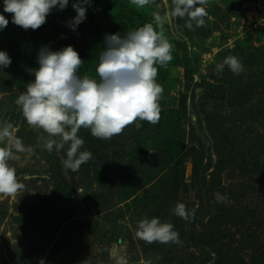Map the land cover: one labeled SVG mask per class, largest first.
<instances>
[{
	"label": "rangeland",
	"instance_id": "rangeland-1",
	"mask_svg": "<svg viewBox=\"0 0 264 264\" xmlns=\"http://www.w3.org/2000/svg\"><path fill=\"white\" fill-rule=\"evenodd\" d=\"M68 0L36 30L12 23L0 29V141L23 189L0 194V264H264V0H208L204 26L189 29L173 16V0L137 8L130 0H88L85 19ZM154 13L162 19L157 25ZM151 23L172 45V60L158 68L164 92L156 124L138 121L110 140L81 128L80 152L92 158L71 171L68 145L49 153L47 133L26 122L19 95L34 80L41 48L71 45L78 74L99 79L105 36H122ZM238 58L234 74L226 57ZM52 139L59 140V137ZM24 149L18 151L16 142ZM219 194V200L216 195ZM183 203L194 217L173 209ZM171 223L180 244L147 243L137 222Z\"/></svg>",
	"mask_w": 264,
	"mask_h": 264
},
{
	"label": "clouds",
	"instance_id": "clouds-1",
	"mask_svg": "<svg viewBox=\"0 0 264 264\" xmlns=\"http://www.w3.org/2000/svg\"><path fill=\"white\" fill-rule=\"evenodd\" d=\"M87 2L77 0L73 4L77 13L69 25L73 30L85 19ZM130 3L143 8L154 0H130ZM207 4L208 0H173L172 15L181 19L187 17L189 29L193 27L192 22L202 27L208 15ZM67 5L68 0H4L3 11L12 14L15 25L36 30L46 22L53 8L62 10ZM154 19L162 26L163 19L158 13H154ZM8 23L0 14V29L6 28ZM172 58V45L163 31H157L151 23L123 36L119 33L105 36L104 50L95 69L98 80L78 74L84 62L71 45L59 51L44 47L38 54L39 67L33 70L35 78L27 84L16 104L28 125L47 133L49 138L45 139L44 146L49 153L54 147L60 151L68 145L64 165L75 172L92 158L91 152L79 151L85 143L78 136L81 128L89 129L95 138L110 140L130 125L135 124L139 129L138 121L159 122L164 89L157 82L156 65L166 67ZM10 64L8 54L0 51V67L7 68ZM225 65L237 75L244 70L241 61L234 56L217 64L216 71L221 73ZM11 128V124L0 128V141L12 137ZM16 147L18 151L24 150L19 141ZM12 159L15 156L10 150L0 148V194L6 196L15 195L24 187L15 168L9 165ZM214 195L219 200V194ZM173 211L184 220L193 218L195 212L187 210L183 203H178ZM136 235L147 243H182L173 224L162 223L158 217L139 220Z\"/></svg>",
	"mask_w": 264,
	"mask_h": 264
}]
</instances>
